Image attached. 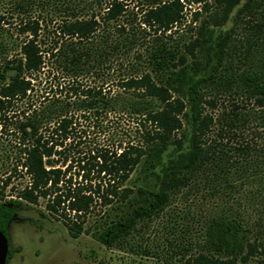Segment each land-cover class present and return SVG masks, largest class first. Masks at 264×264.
<instances>
[{"label":"trees","instance_id":"trees-1","mask_svg":"<svg viewBox=\"0 0 264 264\" xmlns=\"http://www.w3.org/2000/svg\"><path fill=\"white\" fill-rule=\"evenodd\" d=\"M46 1L13 0L20 17L17 21L12 16L16 36L12 40L0 31V131L12 133V163L8 174L0 176V232L7 237L8 223L17 219L15 209L35 206L42 199L38 214L61 221L73 237L83 232L106 247H121L139 222L164 213L177 196L187 201L197 178L208 175L213 160L201 145L211 123L203 105L208 89L233 90L253 99L260 107L258 123L264 126V0H245L237 8L235 19H242L243 11L252 18L245 22L249 32L238 37L235 26L214 36L210 25L225 23L240 0H215L220 13L202 19L198 36L184 45V52L156 33L180 24L186 6L200 4L199 9L208 12V1L149 0L139 24L142 30L152 29L155 38L146 59L149 71L139 72L138 62L127 59L134 48V29L126 31L117 24L114 31L124 34L120 39L86 42L97 31L95 16L60 20L54 26L55 38L44 48L42 21L29 9ZM200 10L191 13L192 21ZM123 11L122 2L112 0L101 18L116 21ZM107 55L115 59L117 69L123 65L120 59L129 60L127 72L111 83L117 91L109 95L102 85L83 79L89 73L98 75L97 66ZM141 56L139 50L133 52V60ZM116 111L138 120L137 140L118 149L99 147L87 159H75L70 154L76 148L75 112L87 117ZM139 164L146 184L124 186ZM21 178L26 182L18 186L15 181ZM8 185L12 193L6 194ZM96 206L104 210L89 220ZM207 212L199 237L177 242L169 257L183 264L246 260L251 244L243 220L218 204ZM10 254L8 248L7 258Z\"/></svg>","mask_w":264,"mask_h":264},{"label":"rangeland","instance_id":"rangeland-1","mask_svg":"<svg viewBox=\"0 0 264 264\" xmlns=\"http://www.w3.org/2000/svg\"><path fill=\"white\" fill-rule=\"evenodd\" d=\"M111 1L49 0L36 3L29 13L42 21L40 42H43L44 48L49 46L48 42H52L51 38H55V24L62 19H73L74 16L82 19L95 16L99 21L95 36L86 42L110 43L112 39H120L124 34L114 31L117 24L124 26L126 31L134 29V48L127 59L138 62L137 72L149 71L146 59L155 33L152 29L142 30L143 25L139 24L149 0H120L124 8L122 15L116 21L106 22L101 17ZM207 1L208 12L200 10V4L186 6L181 23L170 32H158L156 36L161 35L167 44L177 45L184 52V45L198 36L197 30L202 19L209 13H220V5L215 0ZM244 1L240 0L233 7L225 23L210 25L214 36L232 26H235L236 37L241 32H249L245 22L252 18L246 11H243L242 19L234 18L237 8ZM15 10L13 0H0V31L11 35L12 40L16 36L13 24L16 19L12 21V16L17 17V21L20 18ZM194 10H200L201 13L197 20L192 21L191 13ZM235 43L239 45L237 40ZM137 50L142 54L138 61L133 60V52ZM185 54L191 61L192 56ZM113 60L110 55L102 57L98 66L95 63V67H99V74L89 73L83 79L90 84L102 85L106 94L116 92L117 89L111 83L119 74L127 72L129 60L120 59L123 62L120 70ZM201 62L204 63V59ZM204 98V113L211 117V123L201 145L207 149L213 163L209 164L207 176L197 178L187 201L177 196L174 204L167 207L164 213L139 222L136 231L123 246L106 247L83 232L73 237L61 221L48 215L40 216L37 210L44 207V200L41 199L35 206L15 209L17 219L10 221L7 226L11 254L6 264H183L169 257V254H173L172 248L179 241L199 237L200 221L214 204L237 214L244 222L251 248L245 250L246 260L237 257L238 264H264V126L259 125L256 117L260 107L253 99L233 90L222 92L208 89ZM75 114L78 115L73 133L76 148L70 152L75 159L85 160L83 156L87 159L99 147L118 149L128 140H137L138 120L126 111L107 112L100 116L89 113L87 117L78 112ZM180 136L177 134L176 137ZM171 151L172 147L164 153L163 160L170 156ZM8 154L10 156L5 157ZM11 163L12 133L0 131L1 177L5 176L3 172L9 170ZM141 169L142 165L139 164L123 185L133 189L145 185L147 180L140 177ZM15 182L23 186L26 178ZM4 191L6 194L12 193V188L8 185ZM101 210L104 207H94L88 219Z\"/></svg>","mask_w":264,"mask_h":264},{"label":"water","instance_id":"water-1","mask_svg":"<svg viewBox=\"0 0 264 264\" xmlns=\"http://www.w3.org/2000/svg\"><path fill=\"white\" fill-rule=\"evenodd\" d=\"M8 253V240L7 237L0 232V264H6Z\"/></svg>","mask_w":264,"mask_h":264}]
</instances>
